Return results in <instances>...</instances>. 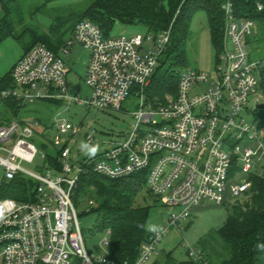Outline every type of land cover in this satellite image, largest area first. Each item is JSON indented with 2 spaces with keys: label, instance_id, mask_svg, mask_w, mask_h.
<instances>
[{
  "label": "built area",
  "instance_id": "2783aa9c",
  "mask_svg": "<svg viewBox=\"0 0 264 264\" xmlns=\"http://www.w3.org/2000/svg\"><path fill=\"white\" fill-rule=\"evenodd\" d=\"M257 6L263 10V0ZM224 10L226 37L215 79L210 81L207 72L186 70L177 95L168 94L158 103L149 100L147 88L170 31L157 38L150 33L105 36L97 24L84 19L57 52L37 44L14 64L15 86L0 89V98L26 103L61 99L115 112L125 111L130 97L138 104L132 128L112 148L72 161L66 142L55 165L42 153L44 162L36 165V171H29L22 162L35 163L40 153L33 141L38 122H0L5 182L18 174L37 182L34 200L0 198V264H117L109 250L92 253L86 245L74 204L84 173L117 179L148 170L147 189L166 208L168 218L166 225L149 233L135 264H147L158 253L161 239L190 219L203 201L222 205L231 196H245L251 177L264 172V127L255 118L264 96V92L257 94L264 63L251 60L247 47L256 21L237 18L231 2L225 3ZM77 46L89 52L86 98L79 90L72 94L67 83L65 60ZM251 98L255 109L248 106ZM56 124L61 132L68 131L65 120L57 119ZM242 173L248 179L235 182ZM110 232H105L107 238L100 245L110 246ZM188 254L197 262L206 258L197 248H190Z\"/></svg>",
  "mask_w": 264,
  "mask_h": 264
},
{
  "label": "trees",
  "instance_id": "16d2710c",
  "mask_svg": "<svg viewBox=\"0 0 264 264\" xmlns=\"http://www.w3.org/2000/svg\"><path fill=\"white\" fill-rule=\"evenodd\" d=\"M53 1L43 0L32 14L42 11ZM258 1L260 0H93L81 12L79 20L66 29L64 25L68 17L63 16L56 18L49 26H25L21 32H17L13 19L14 12L18 9L16 0H0L4 11L0 18V43L9 36L20 39L27 34L30 40L25 46L24 54L37 44H44L57 52L72 34L76 24L84 19L97 24L105 36L112 35L117 22L128 27H142L146 34H153L156 38L170 31L169 41L159 57L147 88L149 100L158 103L165 101L167 94L176 96L181 73L191 70L188 46L196 13L203 11L207 14L211 41L219 53L226 37L225 3H232L239 19L261 21L264 20V9H258ZM11 72L12 69L0 82L1 89L15 86ZM260 85L264 88V70L261 72ZM262 103L255 110V118L264 127V101ZM0 104L1 123L12 120L29 122L25 117L26 102L16 98H0ZM33 141L38 147H44L43 143L34 138ZM60 154L61 150L56 155L47 153L46 161L55 165ZM147 172L145 170L117 179L94 172L84 173L76 188L74 204L78 210L85 201H89L96 204L91 212L104 213L100 229L102 232L111 231L109 256L117 264H135L140 248L150 233L147 229L150 208L140 206L136 201L138 194L144 189L156 200L146 186ZM251 181L252 186L244 199L233 205L225 225L217 230L223 242L222 250L213 246L205 247L203 251L206 258L203 262L191 258L179 261L170 252L165 255L161 264H264V247H260L264 245V172L253 175ZM36 187L34 179L18 174L14 179L3 183L0 198L10 197L20 202L34 200Z\"/></svg>",
  "mask_w": 264,
  "mask_h": 264
},
{
  "label": "rangeland",
  "instance_id": "374dc122",
  "mask_svg": "<svg viewBox=\"0 0 264 264\" xmlns=\"http://www.w3.org/2000/svg\"><path fill=\"white\" fill-rule=\"evenodd\" d=\"M93 0H54L49 3L42 11L32 12L39 6L43 0H16L17 10L14 12L17 32H21L25 26L40 25L49 26L58 17L67 16L68 21L64 29L76 23L81 12ZM4 11L0 3V18ZM256 32L248 41V50L250 58L253 61L264 63V20L256 21ZM135 33H145L142 27H128L117 22L114 25L112 35H131ZM30 40V36L23 35L20 39L9 36L0 43V82L11 71L13 65L24 54L25 46ZM147 47V46H146ZM72 55L66 58V66L70 69L67 83L70 92L79 90L82 97H88L90 90L85 82L86 70L89 61V52L82 47H73ZM188 53L190 58L191 70L207 72L210 75V81L215 79L216 69L221 57L217 52L210 36L209 22L207 14L203 11L196 13L191 26V36L189 40ZM169 66V65H168ZM207 85L203 84L202 89ZM1 89V88H0ZM264 88L259 84L257 94L263 95ZM168 95V94H167ZM166 99V96H165ZM264 101V96H263ZM138 101L130 97L124 103V110L121 112L89 108L77 103L69 104L61 99L46 100L41 99L26 104L25 114L29 122L37 121L35 126L36 134L34 139L43 143L40 153L35 163L22 162V166L29 171H36V165H42V153H51L56 155L67 142L71 149V160L78 161L90 156L86 148L82 145L97 146L96 154L112 148L115 142L123 139L124 135L132 128L134 117L132 113L137 108ZM1 105V104H0ZM256 103L253 98L249 102V108L255 109ZM250 115V120L253 119ZM57 119L65 120L68 125L67 132H61L56 124ZM126 124L128 128H121ZM88 135L93 136L91 141ZM6 143L5 146H10ZM44 170V169H43ZM256 171V169H253ZM5 169L0 164V183L5 182ZM263 173L258 171V174ZM248 179L246 174H240L235 182ZM244 196L236 198L231 196L225 204L216 205L208 200L198 206L190 219L182 222L178 227H172L170 231L158 243V253L153 255L147 264H161L165 255L172 252L173 257L179 261L189 258V249L197 248L203 250L205 247L213 246L218 250L223 249V242L217 234V230L223 227L228 219L233 205L238 200H243ZM137 204L150 208V215L147 221V229L153 232L158 226L166 225L168 211L159 201L148 195L146 189L142 190L137 198ZM96 204L85 201L82 208L78 210L79 224L83 230L86 245L92 253H106L109 250L108 245H103L101 241L107 238L105 232L101 231L104 221V213L93 211L91 208Z\"/></svg>",
  "mask_w": 264,
  "mask_h": 264
},
{
  "label": "clouds",
  "instance_id": "9594fccd",
  "mask_svg": "<svg viewBox=\"0 0 264 264\" xmlns=\"http://www.w3.org/2000/svg\"><path fill=\"white\" fill-rule=\"evenodd\" d=\"M82 147L86 148L88 151V154L90 156H94L96 152L98 151V145L97 146H88V145H82ZM260 247H264V245H261Z\"/></svg>",
  "mask_w": 264,
  "mask_h": 264
},
{
  "label": "water",
  "instance_id": "95a60500",
  "mask_svg": "<svg viewBox=\"0 0 264 264\" xmlns=\"http://www.w3.org/2000/svg\"><path fill=\"white\" fill-rule=\"evenodd\" d=\"M262 105H263V103H260V104H258V107H261ZM121 128H125V124H122Z\"/></svg>",
  "mask_w": 264,
  "mask_h": 264
},
{
  "label": "crops",
  "instance_id": "0c3cea01",
  "mask_svg": "<svg viewBox=\"0 0 264 264\" xmlns=\"http://www.w3.org/2000/svg\"><path fill=\"white\" fill-rule=\"evenodd\" d=\"M77 47H78V46H77ZM71 55H72V52H71V54H70L67 58H69ZM67 70H68V73H69L70 69L67 68Z\"/></svg>",
  "mask_w": 264,
  "mask_h": 264
}]
</instances>
